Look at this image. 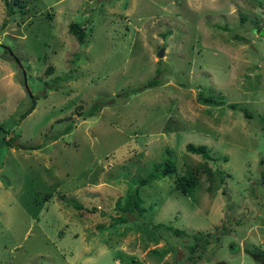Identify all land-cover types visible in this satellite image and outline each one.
<instances>
[{"label":"rangeland","instance_id":"rangeland-1","mask_svg":"<svg viewBox=\"0 0 264 264\" xmlns=\"http://www.w3.org/2000/svg\"><path fill=\"white\" fill-rule=\"evenodd\" d=\"M0 123L16 136L0 139V264L264 260V0H0ZM166 158L177 172L140 188L142 216L115 223ZM224 226L192 254V234Z\"/></svg>","mask_w":264,"mask_h":264},{"label":"trees","instance_id":"trees-1","mask_svg":"<svg viewBox=\"0 0 264 264\" xmlns=\"http://www.w3.org/2000/svg\"><path fill=\"white\" fill-rule=\"evenodd\" d=\"M69 32H71L74 37L77 39L79 45L81 47H85L86 46V42H87V32L84 29V27L81 26L80 23L77 22H71L69 24L68 27ZM17 60V59H16ZM19 72V71H18ZM70 78H72L71 73H66L62 76H56L55 79H57L58 81L60 80H69ZM25 82V79H24ZM158 83L157 79H151L146 83V86H153L156 85ZM127 95L129 94V92H126ZM29 97H30V101L31 104L23 111L19 114V120L23 119L24 117H26L27 115H29L32 110L35 108V104H36V99L38 98L37 95L32 94L30 91H28ZM198 101L200 103L203 104H222L223 100L216 98L214 95H202V93H199L198 96ZM228 107L232 108V109H242V107L239 106V104L237 103H229ZM101 107L99 105V103H93L90 110L88 112H86V115H82L83 118H86L87 116H91L94 115L96 112L100 111ZM246 116H249V114L247 112H245ZM262 118V117H261ZM71 128V126H67L66 127V131H69ZM5 128L3 127V125L0 123V139L5 142L8 145L12 144L13 139H16V136L13 137V139H6L4 136V132H5ZM186 150L194 153V154H199L201 155L203 158H206L207 160H213V156L210 154V150L206 145L200 144V145H194L193 143H187L186 144ZM168 154H171V151L168 150ZM170 156V155H169ZM177 172V165L176 162L172 159V158H166L164 159L162 162L159 163H154L153 164V169L151 172L147 173V175L145 177H141L138 180V184L136 185V187H134L133 189H131L128 193L127 196L125 198V201L123 204H121L119 201L116 203V205L113 207V211L116 213V216L113 217V221L115 223H119V222H125L128 220V217H126L124 214H127V216L129 214L135 215L136 217L138 216H142L143 213L145 212V207L143 206V199L140 196V188L142 186L148 185L150 184L152 181L160 178V177H164V176H170L172 174H175ZM191 179L188 178H184V180L182 182L179 181V183H177V185L175 186V188L179 191H181L184 194H187L186 192V188L188 187V185L191 184ZM187 185V186H184ZM76 207L78 208H83V206L81 204H75ZM97 208L92 207L91 209H88V211L90 212H94ZM138 215V216H137ZM162 227L165 228L166 230H169L168 232H170L172 229L171 227L168 226H164L162 224L159 225H155L154 227ZM227 229L224 227H222L221 230H219L218 232H213V231H208L206 233H203L201 231H198L194 234L191 235L193 242L191 244L188 245L189 250L192 252V254L196 253V256L198 258H200L199 253H197V248L202 244L203 247H205L206 245H208L211 240L213 239L216 242H219L221 239V235L226 231ZM173 234L175 236L178 237H182L185 236L186 233L184 230L181 229H174ZM188 256V258L193 259V255ZM257 260L258 257H256ZM261 264H264V260H260ZM223 264V263H220Z\"/></svg>","mask_w":264,"mask_h":264},{"label":"water","instance_id":"water-1","mask_svg":"<svg viewBox=\"0 0 264 264\" xmlns=\"http://www.w3.org/2000/svg\"><path fill=\"white\" fill-rule=\"evenodd\" d=\"M163 54H164V47H162L161 49H160V51H158V57H162L163 56Z\"/></svg>","mask_w":264,"mask_h":264}]
</instances>
